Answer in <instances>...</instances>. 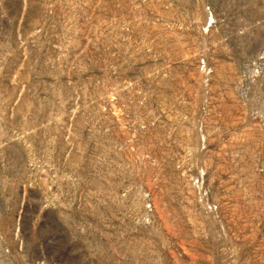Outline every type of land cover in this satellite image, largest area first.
<instances>
[{"label": "rangeland", "instance_id": "374dc122", "mask_svg": "<svg viewBox=\"0 0 264 264\" xmlns=\"http://www.w3.org/2000/svg\"><path fill=\"white\" fill-rule=\"evenodd\" d=\"M0 264H264V0H0Z\"/></svg>", "mask_w": 264, "mask_h": 264}]
</instances>
